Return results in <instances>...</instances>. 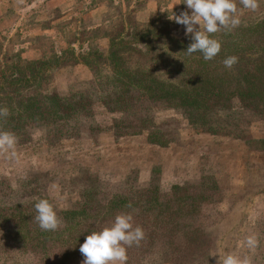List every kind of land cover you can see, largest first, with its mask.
Returning a JSON list of instances; mask_svg holds the SVG:
<instances>
[{
    "label": "rangeland",
    "instance_id": "1",
    "mask_svg": "<svg viewBox=\"0 0 264 264\" xmlns=\"http://www.w3.org/2000/svg\"><path fill=\"white\" fill-rule=\"evenodd\" d=\"M236 2L241 24L264 18V0L256 11ZM182 11L191 14L183 0H0V108L16 115L31 97L45 113L40 125H29L24 118L21 130L16 120L7 122L13 125L8 132L17 137V155L10 159L0 153V203H28L24 212L33 213L23 233L40 229L30 203L45 196L74 209L81 192L94 181L104 193H126L144 191L153 179L162 200H167L176 184L197 193L207 176L218 181L222 191L203 209L201 229L212 242L204 264H217L226 253L264 264V148L257 144L264 138V119L256 113L243 116L239 109L238 115L213 113L210 123L218 121L225 132L212 134L203 129L196 111L169 108L167 102L162 104L165 109L152 108L153 103L134 93L128 110L117 118L122 126L115 129L114 116L93 88L94 83L110 82L107 74H115L108 61L97 62L112 39L130 42L131 70L123 64L116 76L135 82L142 78L134 72L143 61L137 55L141 46L133 42L147 32L156 41L166 35L192 41L185 26L170 19ZM89 52L95 54L91 66L74 67L72 58L84 62L81 55ZM24 77L32 82L30 87ZM77 89L92 92V107L75 120H60L48 96L54 91L70 95ZM151 130L164 133L167 144L150 143ZM135 132L139 134L132 135ZM252 234L262 241L259 249L243 243Z\"/></svg>",
    "mask_w": 264,
    "mask_h": 264
},
{
    "label": "trees",
    "instance_id": "2",
    "mask_svg": "<svg viewBox=\"0 0 264 264\" xmlns=\"http://www.w3.org/2000/svg\"><path fill=\"white\" fill-rule=\"evenodd\" d=\"M210 35L222 47L215 58L206 61L200 52L191 56L185 52L192 41H174L168 35L158 36L159 41H156L154 35L147 32L144 35L147 39L143 37L132 43L141 46L137 48V55L143 61L134 72V77H142L137 78L136 82L134 78H126L119 73L116 76L123 64L127 72L131 70L127 67L130 61L127 53L131 51L128 50L130 42L127 39H112L109 51L99 55L101 60L97 62L108 61L115 74H107L106 79L110 82L97 86L94 83L93 88L95 93L101 92L104 98L102 102L109 114L114 116L113 128L122 126L117 118L128 110V99L134 93L153 103L152 108L165 109L162 104L167 102L169 108L196 111L203 129L212 134L225 132L218 121L210 123L213 118L210 114L213 113L232 111L238 115L236 109H239L243 116L256 113L263 120L264 18L240 24L234 30H222ZM149 39L151 43L147 41ZM170 42H175L176 46H171ZM125 54L126 59L123 57ZM228 56L238 58L231 68L223 64ZM93 57L95 54L91 55L90 52L81 55L84 62H77L73 57L74 67L78 64L91 66L89 62ZM24 78L27 86L32 85L28 77ZM72 92L61 95L54 91L48 96L52 112L60 120H75L92 107V92L80 89ZM17 112L16 115L0 117L1 131H10L13 125H8L9 121L16 120V129L21 130L25 126L24 118L29 125H40L45 120V113L36 98H28ZM147 133L150 143L167 144L163 140L164 133L157 130ZM128 134L119 133V137ZM136 134L139 133L132 135ZM257 144L264 148V138H260ZM98 184V181H94L81 192V199L74 209L56 205L49 196L42 198L54 205L61 218V227L55 232L38 229L33 234L23 233L22 228L30 224L33 214L24 212L28 203L1 202L0 264H16L23 260L22 264H82L84 256L79 248L85 238L94 231L110 226L121 213L132 214L134 226H140L144 231L139 245L127 248V264H204L209 258L212 242L203 233L201 220L204 206L215 202L218 192L222 191L221 184L214 178L202 177L197 193L176 184L167 200H162L160 185L153 179L144 191L126 193H104ZM35 203H30L35 211L34 218L37 214ZM261 243L259 240L258 249Z\"/></svg>",
    "mask_w": 264,
    "mask_h": 264
},
{
    "label": "clouds",
    "instance_id": "3",
    "mask_svg": "<svg viewBox=\"0 0 264 264\" xmlns=\"http://www.w3.org/2000/svg\"><path fill=\"white\" fill-rule=\"evenodd\" d=\"M243 8L256 11L260 0H239ZM191 14L182 11L172 15L177 24L184 25L185 34H191L192 42L186 49L191 56L200 52L204 60H212L221 51V43L210 34L222 30H231L241 24L240 12L236 0H183ZM199 25V28L196 26ZM238 62L236 56H228L223 60L226 68H231ZM9 114L7 108H0V117ZM17 137L8 131H0V153L6 154L10 159L15 158ZM35 220L43 231L55 232L62 224L55 207L48 199H39L34 205ZM134 218L130 213L117 215L114 222L101 231L92 232L85 238L79 251L84 256L82 264H127V248L139 245L144 238V231L140 226H134ZM244 245L254 250L259 245L257 235H248ZM217 264H253L249 256L241 257L234 253L219 256Z\"/></svg>",
    "mask_w": 264,
    "mask_h": 264
}]
</instances>
